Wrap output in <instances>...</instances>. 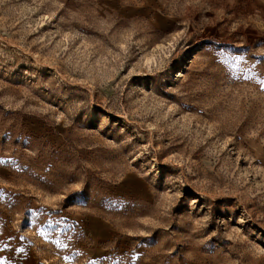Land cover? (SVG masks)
Wrapping results in <instances>:
<instances>
[{
  "label": "rangeland",
  "instance_id": "374dc122",
  "mask_svg": "<svg viewBox=\"0 0 264 264\" xmlns=\"http://www.w3.org/2000/svg\"><path fill=\"white\" fill-rule=\"evenodd\" d=\"M0 264H264V0H0Z\"/></svg>",
  "mask_w": 264,
  "mask_h": 264
}]
</instances>
